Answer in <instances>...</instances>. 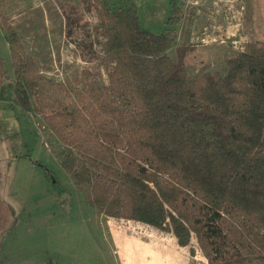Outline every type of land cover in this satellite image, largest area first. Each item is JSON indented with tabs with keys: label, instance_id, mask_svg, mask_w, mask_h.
Instances as JSON below:
<instances>
[{
	"label": "trees",
	"instance_id": "1",
	"mask_svg": "<svg viewBox=\"0 0 264 264\" xmlns=\"http://www.w3.org/2000/svg\"><path fill=\"white\" fill-rule=\"evenodd\" d=\"M175 3V1H173ZM111 61L101 97L45 75L6 19L0 101L42 117L63 167L101 213L196 238L210 264H264V40L228 59L223 77L192 75L175 6L160 32L137 4L94 0Z\"/></svg>",
	"mask_w": 264,
	"mask_h": 264
},
{
	"label": "rangeland",
	"instance_id": "2",
	"mask_svg": "<svg viewBox=\"0 0 264 264\" xmlns=\"http://www.w3.org/2000/svg\"><path fill=\"white\" fill-rule=\"evenodd\" d=\"M129 1L137 4L143 27L154 32L169 26L173 8L181 7L175 33L178 45H195L186 59L192 75L211 70L223 77L229 58L250 40H264V0ZM4 19L45 75L101 97L112 63L102 50L94 0H0V45L10 67ZM45 125L20 105L0 101V264H112L98 209L63 167L64 145ZM116 225L158 238L156 227L140 221ZM193 244L194 253L181 246L184 257L210 264L196 238Z\"/></svg>",
	"mask_w": 264,
	"mask_h": 264
},
{
	"label": "crops",
	"instance_id": "3",
	"mask_svg": "<svg viewBox=\"0 0 264 264\" xmlns=\"http://www.w3.org/2000/svg\"><path fill=\"white\" fill-rule=\"evenodd\" d=\"M96 214L95 219L101 224L102 237L112 264H192L184 257L181 251L183 246L181 247L172 233H163L156 229L154 231L158 238L153 239L150 235H139L127 227L116 225L121 219L108 217L99 210ZM114 221L117 223L114 224ZM149 230V234L153 233ZM168 236H171L172 241L169 242Z\"/></svg>",
	"mask_w": 264,
	"mask_h": 264
}]
</instances>
